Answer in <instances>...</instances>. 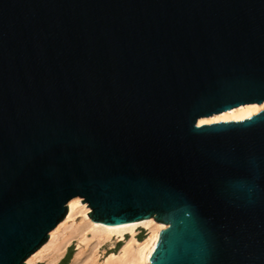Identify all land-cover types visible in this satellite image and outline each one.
<instances>
[{"label":"water","instance_id":"obj_1","mask_svg":"<svg viewBox=\"0 0 264 264\" xmlns=\"http://www.w3.org/2000/svg\"><path fill=\"white\" fill-rule=\"evenodd\" d=\"M264 0H0V264L80 196L167 223L149 264H264Z\"/></svg>","mask_w":264,"mask_h":264},{"label":"bare ground","instance_id":"obj_2","mask_svg":"<svg viewBox=\"0 0 264 264\" xmlns=\"http://www.w3.org/2000/svg\"><path fill=\"white\" fill-rule=\"evenodd\" d=\"M264 108V103H246L210 116L200 117L198 123L242 119ZM80 196L69 201L65 218L50 232L48 240L31 256L27 264H59L68 246L76 240V248L68 264H149L150 256L159 240L160 231L167 223L146 217L120 224L94 221L88 214L91 208ZM76 215L81 219L76 220ZM147 228V235L138 239L137 229ZM128 234V236L126 235ZM118 240L123 243L117 251H110L103 259L98 257L103 245L113 247Z\"/></svg>","mask_w":264,"mask_h":264},{"label":"rangeland","instance_id":"obj_3","mask_svg":"<svg viewBox=\"0 0 264 264\" xmlns=\"http://www.w3.org/2000/svg\"><path fill=\"white\" fill-rule=\"evenodd\" d=\"M81 219V216L80 215H76V220H80ZM137 238L139 239V236L142 235L143 238L147 235V228L144 227V226H140L138 227L137 229ZM128 236V234H126ZM76 240H73V242H71V244L68 246L65 254L62 256V258L60 259L59 261V264H68V262L70 261L71 257L73 256V253L75 251V248H76ZM123 241L122 240H118L115 245L113 247H109L107 244L106 245H103L102 248L100 249V252H99V256L100 259H103L104 255H106L108 252L110 251H117L120 246L122 245ZM71 250V257L70 258H67V253L68 251ZM36 264H44V262L42 260H39Z\"/></svg>","mask_w":264,"mask_h":264},{"label":"trees","instance_id":"obj_4","mask_svg":"<svg viewBox=\"0 0 264 264\" xmlns=\"http://www.w3.org/2000/svg\"><path fill=\"white\" fill-rule=\"evenodd\" d=\"M139 239H140V240H142V239H143V236H142V235H140V236H139ZM66 257H67V258H70V257H71V250H69V251H68V253H67V256H66Z\"/></svg>","mask_w":264,"mask_h":264},{"label":"snow or ice","instance_id":"obj_5","mask_svg":"<svg viewBox=\"0 0 264 264\" xmlns=\"http://www.w3.org/2000/svg\"><path fill=\"white\" fill-rule=\"evenodd\" d=\"M201 123L203 124V123H204V121H201Z\"/></svg>","mask_w":264,"mask_h":264}]
</instances>
